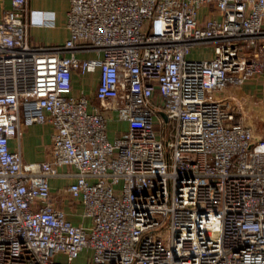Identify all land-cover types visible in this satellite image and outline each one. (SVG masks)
Instances as JSON below:
<instances>
[{"label": "built area", "instance_id": "built-area-1", "mask_svg": "<svg viewBox=\"0 0 264 264\" xmlns=\"http://www.w3.org/2000/svg\"><path fill=\"white\" fill-rule=\"evenodd\" d=\"M207 3L218 17L200 20ZM29 14L11 0L0 18V264H74L84 249L85 264H264V119L255 135L211 96L264 74V0H69L68 36L50 45L29 42ZM196 45L210 54L189 57ZM94 69V97L126 121L112 138L70 93L72 72ZM35 122L52 126L51 159L24 162ZM55 165L75 168L88 224L53 205Z\"/></svg>", "mask_w": 264, "mask_h": 264}, {"label": "crops", "instance_id": "crops-1", "mask_svg": "<svg viewBox=\"0 0 264 264\" xmlns=\"http://www.w3.org/2000/svg\"><path fill=\"white\" fill-rule=\"evenodd\" d=\"M11 0H0V18L3 12L10 7ZM29 9L28 39L33 45H50L62 43L68 36L66 27V11L69 0H27ZM200 20L210 17H218L215 5L207 3L197 11ZM91 52L80 54L90 56ZM79 55V54H78ZM98 81V69L88 71L84 74L73 71L71 75V94H84L89 99V109H98L107 116V135L112 138L118 132L126 129V121L119 118L116 109L100 106L94 97V89ZM222 98H233L240 104L248 103L258 108L264 116V74L245 80L240 85L228 86L221 92ZM115 105V100H112ZM250 114V113H249ZM241 118V116H240ZM121 123L119 131L111 128V122ZM243 121V120H242ZM244 122V121H243ZM247 125L252 126L250 118L245 120ZM51 132L50 123H32L23 125L20 137V152L24 162H42L51 159ZM10 147L16 148V142L10 141ZM57 173L48 177L52 203L60 208L66 218L75 224H88L90 218L83 216V206L79 200L73 199L67 190L68 184L74 180L75 171L71 165H55Z\"/></svg>", "mask_w": 264, "mask_h": 264}, {"label": "rangeland", "instance_id": "rangeland-1", "mask_svg": "<svg viewBox=\"0 0 264 264\" xmlns=\"http://www.w3.org/2000/svg\"><path fill=\"white\" fill-rule=\"evenodd\" d=\"M210 51H211V48L208 45H196L190 49L188 56L195 57V58H199L202 56H208L210 54ZM228 86L232 87L234 85H228ZM227 87H225L224 89L220 91L211 92V96L212 97H222L221 92L227 89ZM225 100L229 102V107L235 110L237 113V116L239 117L241 116V119L244 122L245 120H248V118L251 119L253 131L255 135H257L260 131V128L262 126V122L264 119V116L260 114L259 109L256 107L254 108L253 105L251 104L249 105L248 103L240 104L239 102L235 101L233 98L226 97ZM120 127H121L120 122H117V121L111 122L112 130L119 131ZM159 128H160V132L162 134L163 140H165L166 138L172 139V133L174 131L173 121L170 120L167 125L163 124V126H160ZM160 235L163 238L168 237V230L166 228V224L162 228H160ZM89 254H90V250L88 249L82 250L78 254V256L73 259L74 264H85L86 258ZM56 258L62 260L64 257L61 254H57Z\"/></svg>", "mask_w": 264, "mask_h": 264}, {"label": "water", "instance_id": "water-1", "mask_svg": "<svg viewBox=\"0 0 264 264\" xmlns=\"http://www.w3.org/2000/svg\"><path fill=\"white\" fill-rule=\"evenodd\" d=\"M160 114H161V115H163V116H165V114H164V112H163V111H160Z\"/></svg>", "mask_w": 264, "mask_h": 264}]
</instances>
